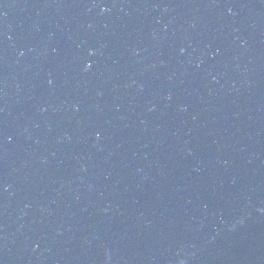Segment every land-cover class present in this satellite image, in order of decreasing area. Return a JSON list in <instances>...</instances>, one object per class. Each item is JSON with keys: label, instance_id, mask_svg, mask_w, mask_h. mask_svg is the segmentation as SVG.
<instances>
[{"label": "water", "instance_id": "95a60500", "mask_svg": "<svg viewBox=\"0 0 264 264\" xmlns=\"http://www.w3.org/2000/svg\"><path fill=\"white\" fill-rule=\"evenodd\" d=\"M0 264H264V0H0Z\"/></svg>", "mask_w": 264, "mask_h": 264}, {"label": "clouds", "instance_id": "9594fccd", "mask_svg": "<svg viewBox=\"0 0 264 264\" xmlns=\"http://www.w3.org/2000/svg\"><path fill=\"white\" fill-rule=\"evenodd\" d=\"M91 54V53H90Z\"/></svg>", "mask_w": 264, "mask_h": 264}]
</instances>
